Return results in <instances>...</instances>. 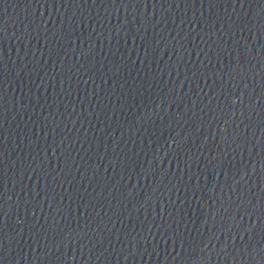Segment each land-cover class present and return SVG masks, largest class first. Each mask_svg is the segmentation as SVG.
I'll list each match as a JSON object with an SVG mask.
<instances>
[{
  "label": "water",
  "instance_id": "water-1",
  "mask_svg": "<svg viewBox=\"0 0 264 264\" xmlns=\"http://www.w3.org/2000/svg\"><path fill=\"white\" fill-rule=\"evenodd\" d=\"M0 264H264V0H0Z\"/></svg>",
  "mask_w": 264,
  "mask_h": 264
}]
</instances>
